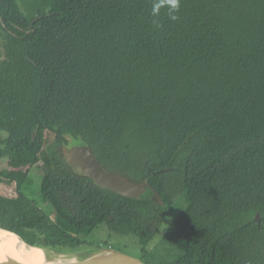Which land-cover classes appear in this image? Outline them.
I'll list each match as a JSON object with an SVG mask.
<instances>
[{
  "label": "trees",
  "instance_id": "obj_1",
  "mask_svg": "<svg viewBox=\"0 0 264 264\" xmlns=\"http://www.w3.org/2000/svg\"><path fill=\"white\" fill-rule=\"evenodd\" d=\"M151 8L0 0V124L20 146L0 226L67 259L103 226L134 237L147 264H264V0H182L159 29ZM47 132L86 141L160 202L80 177L52 149L42 159Z\"/></svg>",
  "mask_w": 264,
  "mask_h": 264
},
{
  "label": "water",
  "instance_id": "obj_2",
  "mask_svg": "<svg viewBox=\"0 0 264 264\" xmlns=\"http://www.w3.org/2000/svg\"><path fill=\"white\" fill-rule=\"evenodd\" d=\"M51 138H54L53 134L51 135ZM62 156L78 176L92 178L98 185L105 189H109L123 197L137 200L140 199L148 189H150L154 193L155 200H161V196L159 195V193L148 182H135L125 175L107 171L105 169V166L101 163L99 158L94 153L92 147L84 140L75 142L71 148H68L66 146L63 147ZM160 172H166V170L164 169ZM257 220H260L259 215L257 216ZM0 230L15 235L19 239V241H21L29 248H37L26 243L18 234L11 230L5 229L2 226H0ZM42 250L45 252L47 257L52 258L53 262H49L48 264H147L140 258L132 257L111 248L92 250L91 254H89L88 256H83L80 260L77 261L63 260L61 258L65 256L54 255L44 249ZM55 256L62 257L57 258ZM65 258L67 259V257ZM0 264L16 263H5L3 261H0Z\"/></svg>",
  "mask_w": 264,
  "mask_h": 264
},
{
  "label": "rangeland",
  "instance_id": "obj_3",
  "mask_svg": "<svg viewBox=\"0 0 264 264\" xmlns=\"http://www.w3.org/2000/svg\"><path fill=\"white\" fill-rule=\"evenodd\" d=\"M31 174L35 176H40V178L42 177V173L37 172L35 170H32ZM157 202H160V200H157ZM169 222L170 220H165L161 226L160 231L155 232L156 237L153 240V243L151 244L152 247H154L156 243L160 240V236L168 228ZM155 227L156 225H152L151 227L152 230H154ZM86 238L90 242L94 243L93 244L94 247L79 249L78 251H75L72 255H68L69 259H66L65 257L61 259L67 260V261H77V260H80L83 256H88L89 254H91L92 250H102V249H109V248L111 249L113 248L114 250L120 251L132 257L143 259V253H142L141 247L137 243L136 239L132 236H121V235L111 234L108 231H106L105 228L102 226L99 229H96L93 233H91ZM55 257L58 258L62 256H55ZM49 259H52V258L49 257ZM153 262L154 264L162 263L161 261L157 259L154 260Z\"/></svg>",
  "mask_w": 264,
  "mask_h": 264
},
{
  "label": "bare ground",
  "instance_id": "obj_4",
  "mask_svg": "<svg viewBox=\"0 0 264 264\" xmlns=\"http://www.w3.org/2000/svg\"><path fill=\"white\" fill-rule=\"evenodd\" d=\"M0 261L16 264H48L53 262L42 249L29 248L15 235L2 230H0Z\"/></svg>",
  "mask_w": 264,
  "mask_h": 264
},
{
  "label": "flooded vegetation",
  "instance_id": "obj_5",
  "mask_svg": "<svg viewBox=\"0 0 264 264\" xmlns=\"http://www.w3.org/2000/svg\"><path fill=\"white\" fill-rule=\"evenodd\" d=\"M52 134L53 133H51V132H47V134H46L47 143H45L39 151L42 159H43V157L46 156L47 153H50L51 149L53 150L55 155L61 156L62 155V149H63V147L66 146V145H64V146L61 145V136L60 135L53 134L54 138L52 139L51 138ZM9 135H10V132L8 131L5 124H0V178L3 176L2 173L5 169H8V170L15 169V170H17V172L20 170V166H14L13 165V163H12L13 160L12 161H10V160L5 161V158L10 153L11 147L15 148V150H17V151H18V148L20 147L19 145H16L13 143L11 144ZM34 136L36 137V134H34ZM35 137H33V139H35ZM66 147L71 148L72 144H71V146H66ZM48 161H50V160H48ZM42 168H43L42 164H38L32 170H35L37 172H41L40 170ZM56 175H57V177L59 176L58 167L56 168ZM33 176L36 179L40 178V176H35V175H33Z\"/></svg>",
  "mask_w": 264,
  "mask_h": 264
},
{
  "label": "clouds",
  "instance_id": "obj_6",
  "mask_svg": "<svg viewBox=\"0 0 264 264\" xmlns=\"http://www.w3.org/2000/svg\"><path fill=\"white\" fill-rule=\"evenodd\" d=\"M181 5L182 0H152L151 15L155 18L152 21L153 25L157 29L163 27L159 20L162 14H166L167 18L173 22L178 21Z\"/></svg>",
  "mask_w": 264,
  "mask_h": 264
}]
</instances>
